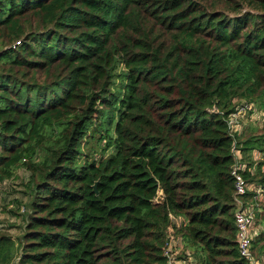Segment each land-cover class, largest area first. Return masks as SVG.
Wrapping results in <instances>:
<instances>
[{
	"label": "trees",
	"instance_id": "1",
	"mask_svg": "<svg viewBox=\"0 0 264 264\" xmlns=\"http://www.w3.org/2000/svg\"><path fill=\"white\" fill-rule=\"evenodd\" d=\"M248 104L264 118V0H0V182L22 166L32 188L0 264H169L170 236L187 264H250L231 169L238 149L264 182V128L229 125Z\"/></svg>",
	"mask_w": 264,
	"mask_h": 264
},
{
	"label": "built area",
	"instance_id": "2",
	"mask_svg": "<svg viewBox=\"0 0 264 264\" xmlns=\"http://www.w3.org/2000/svg\"><path fill=\"white\" fill-rule=\"evenodd\" d=\"M252 109V105L248 104L240 107L236 112L230 115L229 125L232 132H239L237 129L236 118L240 116L242 110ZM241 133V132H239ZM234 155L236 161L234 162L231 174L234 179V191L236 195V208L234 215V222L236 227V237L238 242V250L240 255L249 261L250 264H264V261L256 259L252 252V240L256 237L261 231L257 227L255 221L256 218V209H261L262 205L259 207L258 202H264V182L263 183H253L247 181L243 172L245 170V164L240 163L241 152L238 149H234ZM261 168L264 171V162L261 164ZM252 171H255L253 167ZM254 191V200L245 201L243 200L244 195L249 192ZM180 251L179 241L174 240L173 236H170L165 249L164 255L168 259L169 264H179V262L174 258V256Z\"/></svg>",
	"mask_w": 264,
	"mask_h": 264
},
{
	"label": "rangeland",
	"instance_id": "3",
	"mask_svg": "<svg viewBox=\"0 0 264 264\" xmlns=\"http://www.w3.org/2000/svg\"><path fill=\"white\" fill-rule=\"evenodd\" d=\"M236 123L238 131L244 136L258 135L264 128V118L260 117L255 109L250 114H248V109L242 110L240 116L236 118ZM29 178L30 172L21 166L16 169L11 178L0 182V232L8 233L13 237L19 236L23 232V226L26 223L25 217L28 213L27 206L32 194V188L27 186ZM256 218L258 219V217ZM187 250L189 251V249ZM177 261L179 264H187L184 260Z\"/></svg>",
	"mask_w": 264,
	"mask_h": 264
},
{
	"label": "crops",
	"instance_id": "4",
	"mask_svg": "<svg viewBox=\"0 0 264 264\" xmlns=\"http://www.w3.org/2000/svg\"><path fill=\"white\" fill-rule=\"evenodd\" d=\"M260 208L263 209L262 207H260ZM260 218H261V216H259V220H261V222L260 221L257 222V227L260 231H262V230H264V217H263V219H260Z\"/></svg>",
	"mask_w": 264,
	"mask_h": 264
},
{
	"label": "water",
	"instance_id": "5",
	"mask_svg": "<svg viewBox=\"0 0 264 264\" xmlns=\"http://www.w3.org/2000/svg\"><path fill=\"white\" fill-rule=\"evenodd\" d=\"M96 184H97V181L93 184V191L97 194V190H96ZM20 253H21V250H20ZM19 258H16L14 261H13V264H17Z\"/></svg>",
	"mask_w": 264,
	"mask_h": 264
}]
</instances>
